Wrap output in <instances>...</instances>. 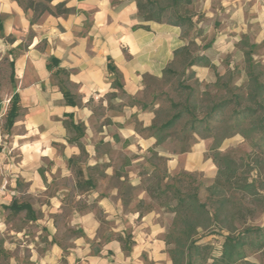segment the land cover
I'll use <instances>...</instances> for the list:
<instances>
[{
    "label": "crops",
    "instance_id": "crops-1",
    "mask_svg": "<svg viewBox=\"0 0 264 264\" xmlns=\"http://www.w3.org/2000/svg\"><path fill=\"white\" fill-rule=\"evenodd\" d=\"M57 2L72 13L35 20L18 0H0V34L8 39L21 105L14 124L5 133L0 128V236L17 201L32 207L29 216L21 214L35 227L36 243L28 246V259L15 264H174L167 224L154 209L142 217L136 208L142 199L149 202L147 189L133 201L125 186H142L137 167L154 152L168 158L170 174L182 165L135 130L136 122L151 126L154 115L128 103L142 97L143 77L161 78L173 52L186 45L182 29L143 22L134 0ZM203 2L207 31L215 33L210 55L232 53L243 35L264 46V0ZM52 58L77 86L80 107L65 103L48 69ZM110 63L121 72L124 90L113 86ZM201 152L198 144L192 152L198 164L184 169L214 180L216 166Z\"/></svg>",
    "mask_w": 264,
    "mask_h": 264
},
{
    "label": "trees",
    "instance_id": "trees-1",
    "mask_svg": "<svg viewBox=\"0 0 264 264\" xmlns=\"http://www.w3.org/2000/svg\"><path fill=\"white\" fill-rule=\"evenodd\" d=\"M53 0H48L51 2ZM138 6V14L145 23L156 22L168 24L182 29V38L185 46L173 52V60L163 70V76L145 75V86L142 97L147 95L154 82L168 79L170 76H178V72L172 68L176 60L182 61L183 67L191 71L189 78L195 80V89L183 86V91H190L187 100L183 103L172 101V115L165 121L163 111L156 109V103H147L131 99L132 106L141 107L154 115L152 125L144 127L142 123H136L135 130L140 135L156 139V145L161 146L171 136L173 130L184 119L185 123L181 143V153L188 151L185 134L189 131L199 134L200 130L205 134L202 139H212L210 159L216 166L217 175L211 185L206 188V201L200 198L202 182L195 185L198 176L196 172H179L175 175L167 170L163 174L156 172L153 181L149 185L151 196L158 191L160 195L172 194L175 201L171 212L175 219L171 232L165 236L166 244L171 247L168 251L174 264H250V254H256L264 250V226L251 227L249 222L256 219L260 212L264 211V183L258 178V165L264 160V72L261 63L255 60V50L260 47L255 41L251 42L249 36L243 35L237 45L245 55V84L238 86L235 78L239 77V69L229 71L226 75L216 72V81L207 85L212 87L215 94L201 91V81L197 75V67L213 68L215 66L209 57L191 51L188 36L195 29V15L190 12L198 0H134ZM28 9L35 12V3L30 2ZM42 13L53 16H65L72 13L66 2L57 3L55 6H45ZM147 28L146 26H142ZM149 29V28H147ZM0 31L2 27L0 25ZM209 49V46L203 48ZM48 69L52 72L57 86L63 92L65 103L73 107L82 105L81 96L77 93V86L71 81L67 70L59 66V61L52 58ZM108 73L115 77L114 87L124 90L122 86V74L112 63L108 66ZM204 97H206L204 99ZM141 100V99H140ZM11 107L7 113V127L10 128L15 118L21 111L19 97L14 94L10 100ZM200 103V105H199ZM207 103L206 107H200ZM80 131V125H71ZM69 127V126H68ZM200 135V134H199ZM241 136L250 141L253 153L258 155L252 162H247L251 154L238 157L233 151L222 152L224 141L228 138ZM252 153V152H251ZM252 153V154H253ZM158 173V174H157ZM166 181L162 191L161 184ZM153 193V194H152ZM14 213L26 212L29 216L32 207L13 201L10 208ZM223 233L221 251L214 254V244L203 243L201 232Z\"/></svg>",
    "mask_w": 264,
    "mask_h": 264
},
{
    "label": "rangeland",
    "instance_id": "rangeland-1",
    "mask_svg": "<svg viewBox=\"0 0 264 264\" xmlns=\"http://www.w3.org/2000/svg\"><path fill=\"white\" fill-rule=\"evenodd\" d=\"M20 3L23 4L24 7L28 8L30 2L35 3L36 10L31 11L32 17L36 20L39 19L40 16L48 15V13H42L45 6H55L58 0H53L48 2V0H18ZM204 7L203 0H198L194 6L190 7V12L195 15L194 24L195 29L190 33L188 36L187 41L190 42L191 51L196 54L200 53L209 57L210 61L215 59V63L212 64L215 66V70L211 68H202V71L197 70L198 78L201 81V91H208L210 93L215 94V90L212 87L211 89H207V85L213 84L217 77L216 72L221 75H226L229 71H234V68L239 69V77L236 76L235 81L238 86L245 84L247 77L245 74V55H243V51L241 48H238L237 44L235 51L232 53H225V55L220 56L219 54L215 53L214 56L210 55V50H204L203 48L210 44L211 39L214 36V30H211L209 33L207 29L209 28V19L205 17V14L202 12ZM202 22V24H201ZM206 29V30H205ZM251 42L255 41L252 40V37L249 36ZM8 39L4 37V35L0 34V114L1 122L0 128L2 133L7 131V113L10 110V105L7 104L9 99L11 100L14 96L15 87V75H14V64L11 61V57L9 54L8 46H6V41ZM241 41V40H240ZM239 41V42H240ZM255 60L261 63V69L264 72V46L260 45L255 50ZM172 68L177 71L179 74L178 76H170L168 79H165L160 82H154L151 84L150 92L145 95L144 97H140L139 101H145L147 103H156V109L163 111L162 117L166 121L169 116L172 115L173 111L171 109L172 101L183 103L187 100L190 91L186 90L182 92L183 86H188L190 89H195V80L190 79L189 75L191 71H187L183 67V59L182 61L176 60L175 64L172 65ZM264 79V77H263ZM206 97H204L205 99ZM128 103H132L131 100H128ZM207 103L201 104L200 107H206ZM9 105L8 110H4L6 106ZM200 105V103H199ZM101 108V107H99ZM188 119H184L183 122H180L173 130H170L169 134L171 135L169 139L165 142V144L159 147V150L164 153L165 155L178 157L181 161L182 165L179 171H176L172 175H175L179 172H190L184 169V166L190 163L192 166L193 164H198V155L197 153L195 156L192 155V152L198 144L201 145L202 152L200 153L201 157H205L207 160L210 159V148L212 146V139H202L201 136L205 135L201 130L199 134H195L191 131L187 132L185 135L188 136L187 140L185 141V145L188 148V151L184 154L181 153V148L184 145L181 143V139L184 136L183 130L185 123ZM138 123V122H136ZM222 152L233 151L235 156L242 157L246 154H251L252 157L247 158V162H252L254 158H257L258 155L253 153L250 141H246L243 137L237 135L232 138H228L224 141ZM253 154H252V153ZM120 159H122V153L115 152ZM157 167L156 172L160 175L164 173L165 170L168 171V158L161 157L159 152H154L147 157V161L139 163L137 167V172L142 177V186L139 188H132L129 184H126L125 194L127 199L137 201V197L140 195L143 188L147 189L149 202L146 200H140V204H137L138 209L141 210V216L143 217L144 214H147L150 210L155 211L156 215L160 216V219L163 220L164 223L167 224V232L168 235L171 232L172 223L175 219L174 213L171 212L172 207L174 206L175 201L172 199V194H163L160 195L158 191L151 196L149 193V185L151 181L156 176V172L153 173L154 169ZM198 176L195 179V185L202 182V189L200 191V198L206 201L207 191L206 188L212 184L213 179L212 176L203 171H194ZM157 173V174H158ZM258 178L264 183V160L260 165H258L257 173ZM166 181L161 184L162 191L165 189ZM153 194V193H152ZM6 219L7 220V231L4 233V236H0V264H15V261L21 260L22 262L25 261V258L28 259L30 255V248L28 246L33 245L36 243V234H35V227L33 225H29V222L25 219L24 214H15L14 212L11 213L6 211ZM251 227L258 228L259 226H264V211L260 212L258 217L249 222ZM24 232V233H23ZM30 235L28 238L26 236ZM165 235V236H166ZM201 235L204 237L203 243H213L214 244V254L218 255L221 251V242L223 241V233L220 231H215L212 233L209 232H201ZM43 236L40 240H42ZM46 243V242H44ZM48 243V242H47ZM250 264H264V250L256 253L250 254L249 258L247 259ZM20 261V262H21ZM147 264H152L147 262ZM244 264V263H241Z\"/></svg>",
    "mask_w": 264,
    "mask_h": 264
},
{
    "label": "built area",
    "instance_id": "built-area-1",
    "mask_svg": "<svg viewBox=\"0 0 264 264\" xmlns=\"http://www.w3.org/2000/svg\"><path fill=\"white\" fill-rule=\"evenodd\" d=\"M7 104H9V105H10V99H9V101H8V103H7ZM9 105H7V106H6V108L4 109L5 111H6V110H8V107H9Z\"/></svg>",
    "mask_w": 264,
    "mask_h": 264
}]
</instances>
